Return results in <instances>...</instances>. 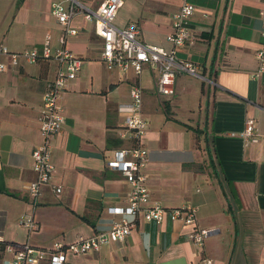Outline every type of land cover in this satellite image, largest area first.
<instances>
[{"label":"crops","instance_id":"obj_1","mask_svg":"<svg viewBox=\"0 0 264 264\" xmlns=\"http://www.w3.org/2000/svg\"><path fill=\"white\" fill-rule=\"evenodd\" d=\"M13 1L34 6L40 19L50 20L44 34H52L55 48L61 27L50 11L54 0ZM101 1L83 0L91 8ZM190 1L191 37L177 56L195 63L206 79L178 72L170 95L155 91L156 72L148 67L139 80L149 201L167 208L192 205L196 221L139 218L123 240L83 254L66 251L63 264H198L200 253L214 264H264V71L256 74L264 0ZM178 8L177 0H122L114 24L135 22L143 41L169 48L166 35ZM72 24L79 32L65 44L83 62L61 94L65 121L51 137L54 171L35 199L24 184L35 177L31 151L41 141L42 93L57 62L21 60L0 71V234L10 242H69L79 233L110 228L121 214L109 208L127 205L130 185L107 160L129 145L118 136L123 119L118 107L129 99L133 75L106 68L92 22L78 15ZM44 34L33 30L21 44L0 43L15 51L40 47ZM248 118L255 121L256 140L239 135ZM24 214L38 225L30 234L19 221ZM197 227L211 229L201 250L188 236Z\"/></svg>","mask_w":264,"mask_h":264},{"label":"built area","instance_id":"obj_2","mask_svg":"<svg viewBox=\"0 0 264 264\" xmlns=\"http://www.w3.org/2000/svg\"><path fill=\"white\" fill-rule=\"evenodd\" d=\"M177 1L179 8L172 16V30L166 35L171 45L169 48L143 41L139 36L140 28L135 22H130L124 27L114 24L122 0H102L96 8L87 6L83 0H54L50 11L61 27V33L57 37L58 45L55 48L52 46L53 36L50 32L44 34L40 47L15 51L6 44L0 43V71L18 66L21 60L27 63H35L43 59L57 62L56 71L46 81L42 93L39 115L41 141L31 151L35 177L24 184L25 190L33 199L40 194L43 185L50 183L54 171L51 137L62 128L65 121L59 100L69 81L76 77L83 62V58L65 44L67 37L75 36L79 32V28L72 24L73 18L81 15L84 20L93 23L94 32L100 38V59L107 69L122 72L130 70L133 75L129 99L118 107L123 117L118 136L127 139L129 145L115 149L112 157L107 160V166L120 170L130 185L127 205L109 208L111 213L121 214V218L108 229L98 230L90 235L79 233L69 242L56 240L49 246H36L28 241L10 242L0 234V264H36L41 259H48L50 264H63L66 251L83 254L98 251L104 244L112 241L123 240L139 218L155 223H160L165 216L185 224L196 221V208L192 205L184 204L167 208L158 202L151 203L150 191L143 172L149 156L147 148L142 144L147 129V120L142 110L143 88L139 80L142 71L148 67L156 72L155 91L162 95H170L174 92V82L178 72H186L206 79L197 72L195 63L177 56V49L191 37L189 19L194 11V4L190 0ZM260 19L262 25L259 32L263 40L256 50L258 61L256 74L264 71V7L260 10ZM255 130V121L248 118L239 135L256 140ZM53 189L59 193L61 186L53 185ZM19 221L29 234L38 228L30 214L21 215ZM210 232L209 228L197 227L188 236L201 250L204 239ZM198 264H214V261L213 258L200 253Z\"/></svg>","mask_w":264,"mask_h":264},{"label":"rangeland","instance_id":"obj_3","mask_svg":"<svg viewBox=\"0 0 264 264\" xmlns=\"http://www.w3.org/2000/svg\"><path fill=\"white\" fill-rule=\"evenodd\" d=\"M21 4L20 1L0 0V40L12 46L24 42L33 30L44 34V24L50 22L40 19L34 6Z\"/></svg>","mask_w":264,"mask_h":264},{"label":"trees","instance_id":"obj_4","mask_svg":"<svg viewBox=\"0 0 264 264\" xmlns=\"http://www.w3.org/2000/svg\"><path fill=\"white\" fill-rule=\"evenodd\" d=\"M107 141H108V143H110L111 141L115 142V139H114V137H108Z\"/></svg>","mask_w":264,"mask_h":264}]
</instances>
